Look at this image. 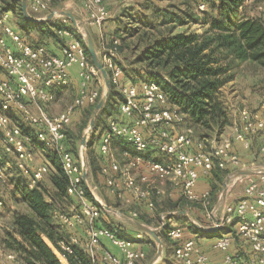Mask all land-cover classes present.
Wrapping results in <instances>:
<instances>
[{"label":"built area","instance_id":"2783aa9c","mask_svg":"<svg viewBox=\"0 0 264 264\" xmlns=\"http://www.w3.org/2000/svg\"><path fill=\"white\" fill-rule=\"evenodd\" d=\"M53 1L30 0L29 11L36 17H46L52 10ZM106 1L83 0L86 12L84 24L100 26L111 16ZM259 8L263 9L261 6ZM11 17L12 12L0 6V70L5 73V77L0 76V145L14 160H10L8 165L14 164L31 188L51 170L49 163L36 164L33 135L13 121V115H18L26 125L32 127L36 140L58 155L68 178L67 193L73 197V202L68 210L56 211V219L63 226L83 228L84 247L91 256L92 264H136L146 257V252L137 247L143 232L137 230L134 236L123 237L119 225H98L101 209L87 196V190L94 194L97 186L87 188L82 166L69 147L67 128L76 110L95 104L99 99V90L91 83L94 79L99 80L100 70L90 62L84 41L75 36L67 17L60 16L61 25L57 28V34L63 38L61 54L52 53L44 43L34 44L25 40L12 24ZM118 43L115 40L113 46H108L102 38L99 54L111 82L124 96L118 105L120 115L132 119L130 123H125L117 116H109L100 143V152L104 156L110 154L113 142L118 139H124L132 147V152L125 151V162L113 161L102 166L112 192L121 197L123 187L132 192L134 200L145 202L148 208L153 209L155 203L152 195L159 197L165 191L159 187L144 189L139 184L137 171L144 166L142 181H148L151 176L169 179L190 201L208 206L210 191L202 194L195 191L201 174L207 175L215 165L221 169L230 166L235 171L253 168L258 172L237 176V179L245 182L243 197L222 206L221 220L233 224L235 233L247 243V263L264 264V168L255 167L254 161H245L237 150L239 145L249 149L252 136H260L264 140V95L259 110L242 108L233 131L213 145L212 150H208L205 141L194 138L192 128L176 132L184 116L177 108L167 105V97L158 83H124L123 67L117 61ZM75 66L80 77L78 93L58 115L49 114L45 103L54 101L55 88L69 84L70 70ZM151 150L157 151L162 158L149 157L147 153ZM261 151L264 154V142ZM6 181L7 174L0 163V188ZM130 215L137 218L138 213L133 211ZM223 222L220 224L218 221L217 225L222 226ZM168 234L179 241L175 246V256L182 264H211L209 256L201 251L195 239L184 237L182 227H173ZM103 238L116 245L121 254L105 248ZM233 241V233L229 232L217 237L214 244L225 253L226 264H240V257L230 252ZM74 244L80 245V239L72 234L69 243H63L62 247L72 253L71 245ZM56 254L61 262L68 263L65 253L58 251ZM7 258V264H21L14 261L12 254Z\"/></svg>","mask_w":264,"mask_h":264},{"label":"trees","instance_id":"16d2710c","mask_svg":"<svg viewBox=\"0 0 264 264\" xmlns=\"http://www.w3.org/2000/svg\"><path fill=\"white\" fill-rule=\"evenodd\" d=\"M58 1H53L52 8L58 6ZM182 2L191 8L190 0ZM0 6L1 9L17 13L21 19L22 30L16 29L28 42H32L27 38L32 29L38 28L42 31L52 28V21L29 22L21 11V0H0ZM142 8L143 13H139L140 9H137L136 14L130 13L135 18L140 14L136 18L140 24L133 27L130 20L128 22L130 25L124 29L117 28L116 34L120 38L113 36V39L106 43L113 46L115 40L119 41L117 61L123 67L125 77L131 73L125 67L127 60H130L129 65H140L144 68L143 74L145 73L146 77L137 83L129 78L132 83L140 84L144 81L158 83L167 97V105L177 108L183 114L184 120L180 125L184 129L192 128L196 140L205 141L209 137H220L231 124L229 108L223 98L222 89L232 82L236 62L250 61L264 69V17L249 15L244 11V0H200L198 4L200 12L206 13L209 9L216 11L211 18L202 17L203 25L208 27L203 32L190 29L176 31L178 27H186L190 23L187 18L194 15L193 10L180 12L150 3L143 5ZM60 25L59 23L57 28ZM68 25L70 26L69 19ZM70 28L75 35H79L72 26ZM55 37L56 40L62 41L57 33ZM128 48L130 51L127 54L125 51ZM87 54L90 56L88 51ZM123 98L122 92L112 84V91L97 120L105 113H108V117L118 114L116 105ZM92 105L96 106V103ZM85 113L86 111L84 115ZM97 125L98 123L95 131ZM95 131L92 137L95 136ZM251 149L252 145L245 151L250 152ZM45 154L51 163L49 185L42 180L31 188L26 178L24 184L17 181L13 191L18 192L21 200L32 211L14 214L13 226L4 232L0 245L4 250L14 253L17 256L16 261L21 264H64L55 250L66 254L68 264H92L91 256L83 245H71L72 253H68L62 247L63 243H69L70 233L60 222H56L54 213L69 208L73 197L67 193L69 181L58 155L52 150H46ZM90 167L92 172L96 170L94 160L90 161ZM233 171V167L221 169L215 165L207 174L212 187L210 206L213 207L214 201L218 198L219 185ZM87 196L96 202L89 190ZM188 202L197 206L202 205L197 201ZM173 204L171 207H162L166 209L161 211L182 210L179 209V202ZM174 218L177 221L188 220L182 214H176ZM119 224L121 225L120 222ZM191 227H194L192 222ZM171 228L168 224L165 233L167 234ZM196 232L203 236L222 233L221 230L211 231L199 227L196 228Z\"/></svg>","mask_w":264,"mask_h":264},{"label":"rangeland","instance_id":"374dc122","mask_svg":"<svg viewBox=\"0 0 264 264\" xmlns=\"http://www.w3.org/2000/svg\"><path fill=\"white\" fill-rule=\"evenodd\" d=\"M182 1L183 0H107L106 6L108 7V9L110 11L111 16L103 22L102 27L100 28V31L103 32V34H104L103 37H104L105 43H108V41L110 42L113 39V36L118 37L119 35L116 34L118 32L117 28L120 29L123 27L122 29H124L125 26L130 25L128 23L130 20L132 21L131 25L133 27L140 24V22H138L139 19L138 20L136 19L139 17L140 14H138V16H136V18H135L130 13L134 12L136 14L138 11L137 9H140L139 11H141V12H139V13H143L142 12L143 10H141V9H143L142 8L143 5H146L147 3L155 4V5L163 7V8L166 7L168 9H171L174 11H180V12L185 11V10L190 12L191 10H193L192 12L194 13V15H191L190 17L187 18L190 20L189 21L190 23L186 27L185 26L184 27H178L176 29V31L183 30V29L184 30L190 29L191 31L203 32L208 26L203 25L202 17L205 16V17L211 18L212 14H216V11H214V10L212 11V9H209L208 12H206V13L200 12L198 10V4H199L200 0H190L191 8L189 6L187 7L186 4H183ZM21 3H22V0H21ZM244 3H245V8H244L245 10L244 11H246L249 15L264 17V0H244ZM57 5H56L57 6L56 9H64L66 11L73 13V14H74V12L77 14V11H74V8L77 7L76 5L82 6L83 0H59ZM260 6L263 7V9H260L259 8ZM20 8H21V6H20ZM52 9H55V8H52ZM15 14L17 17L15 26L20 31V30H22V27L20 25L21 19L17 16V13H15ZM59 19L60 18H57L54 21L51 20L53 23L52 28L42 30L43 33H41L42 32L41 29H38V28L32 29L31 34H27L28 35L27 38H29V40L32 41L30 43H34V44L44 43V44L48 45L50 43L55 42L54 41V40H56L55 35L57 33L56 29L60 23ZM68 19L70 20V26H72L74 28L73 22L71 21L70 18H68ZM80 26L83 29L84 36L89 35L88 30H90L93 33V35H95L97 37V39H99L98 38L99 27L97 25L96 26L80 25ZM78 37L84 41L83 37L80 34L78 35ZM118 38H120V37H118ZM84 44L86 46L85 41H84ZM87 51H88V49H87ZM129 51H130V49L128 48V49H126L125 53L128 54ZM88 58H89L91 63H94L91 55L88 56ZM129 63H130V60H127L125 67H127L131 72L129 75L126 74L127 78L135 80V83L142 81V79H144L143 77H146L145 73L143 74V72H145V70L143 71L144 68H141L140 65L132 66V65H129ZM136 71H139V72H136ZM233 73H234V78H233L232 82L227 84L222 89L223 98H224V100H225V102L229 108V114L231 117V124L229 125V127H227L225 129L224 133L220 137L213 136V137H209V138L205 139L208 150H212L213 145L218 143L223 136H227L233 131V127H234L235 123H238V121H239V112L242 108H247L250 110H259L260 106H261V102H262L263 95H264V69L261 66L255 64V63H252L250 61H248V62H236V65L233 68ZM94 83L97 84V85L95 84V86L98 87L97 89L99 90V93H100V96H99V99H100L101 96L104 94V91L106 88L105 81H104V78H103L101 73L99 75V80H94ZM112 84L113 83L111 82V85ZM72 99L73 98H70L67 101V103L69 104L70 102H72ZM99 99L97 100V102L99 101ZM97 102H96V104H97ZM62 106H64V105L62 104ZM94 108H95V106H93V105L90 106L86 110V113H85V115H83L82 119L75 120V121L73 120V123H71L69 125V127L67 128L69 147H70L71 151L73 148L72 152L74 153L78 163L81 164V166L83 164V160L84 159L86 160L87 169L89 167V161H88L89 160L88 159L89 154L93 155V158H95V159L98 156V154H96L97 152L95 151V141L93 140V137H92V134L95 131L96 124L98 122H101V121L103 123H106L107 118H108V113H105L102 115V118H99L100 120L96 119L95 126L93 127V130L88 137L87 143H86V145L83 146L81 144V141H82L83 135L88 131L90 118H91V115H92ZM98 116H97V118H98ZM15 117H16L17 121H19L18 123L24 128V131L33 135V152H34L35 157L37 159L36 164L38 165L40 163H43L44 161H48V163L51 165L49 159L47 158V156L45 154V151L46 150H52V149L50 147L38 142V140H36V138L34 137V132L32 130V127H30L28 124L26 125L22 121L20 116L16 115ZM251 138H252V149H251V151L248 152V151H245L246 149H244L242 147L239 148V146H241V145H239L237 147V148H239L238 151L244 160L245 159H251V161H254L255 167L264 168V154L261 151V146H262L264 140L260 136H252ZM10 160H12L14 162L13 158L4 152L1 145H0V163L3 164L5 171H6V174H7V181L2 186V188H0V197L3 200V204L0 205V239L2 238V235L4 234V232L6 230H9L13 226V217H14L15 213H17V212L31 213V211H32L29 208V206L24 201L21 200V198H20L21 196L18 194V192L14 193V191H13L15 185L17 184V181H20L21 184L22 183L24 184L25 177L19 172L18 169H16L14 164H11L12 166L8 165ZM245 161H248V160H245ZM258 168H256V169H258ZM240 169H238V170H240ZM249 169H253V168H249ZM101 173L104 174L103 172H101ZM49 175H50V172L43 179V182L47 186L49 185ZM105 178H106V175H105ZM115 178H116V182L119 183L120 181H119L118 177L116 176ZM230 178L231 177H229V179L225 180V182L227 184V190L229 189L230 182L232 181V179H230ZM162 179H165L167 184H165V181H162V183H160V185H157L155 187H159V188L163 189L165 191V194H163L159 197L152 195L155 206H157L156 202H155L156 199H159V198L165 199V200H163V201H165L163 203V207L173 206L174 204H172V202L169 199H175L173 201L175 203L179 202V209L182 208L184 210V214L188 220L177 221L173 217L174 215L171 217H168L167 215H165L166 214L165 213L164 215H162L163 219L161 217H157L154 219L153 223H151L154 226L153 225H149V226H153L155 228L161 227L163 225V222L165 221L164 230L161 231L160 233H161V236L163 237V239H165V240L171 239L174 242V255H175V246L179 243V241L173 240L168 234L169 231L167 232V234L165 233V230L167 229L168 224H170L172 228L173 227H182L184 229L185 233H188V232L196 233L197 227H199L201 229L212 230V231L213 230H221V232H222L221 235L223 233L225 234V233L231 232V233H233V237H234L235 242L242 243V245H244V246L246 245V247H247V243H245L244 240L242 238H240L235 233V229H234L233 224H230L227 222L224 223L221 220V209H222V206L225 204L226 197H225V200L223 201V203L219 206V208L216 209L218 201L222 197V193L224 191V187H225L224 182L219 185L220 192H219L218 198L216 199V201H214V206L212 207V206H210V204L208 206H205L203 204L201 206H197L194 203L193 204L189 203L188 202L189 199L185 196L184 192L180 188L173 186L172 182L169 179H166V178H162ZM236 183H237V185H235V187L238 188L239 191L241 189L243 190L245 182L240 181V179H237ZM97 184H98L97 188H94V186H96V185L92 184L93 188H94V194H92V193L91 194L94 197V199L96 200L95 203H97L101 209V217L97 220L98 225L107 226V227H111L112 225H119L122 227L121 236L130 237V235H128V233H127V228H129V227L133 228V227L130 226L129 224H127L123 220V218H121L116 212L104 209L102 207V203L107 204L110 207H112L113 209H116V210L120 211L121 213L126 214V215L131 217L129 212H124L126 210L129 211L128 210L129 207H128V209L126 207H124L121 210L116 207L115 198L113 197V194L116 196H118V194L115 192H112L111 187L106 182V179H105V183H102V182L99 183L97 181ZM139 184L142 186V184L140 182H139ZM144 189H146V188H144ZM121 192H122L121 198L124 197L125 193H131L132 194V192L130 190L124 189L123 187L121 188ZM210 198H211V195H210ZM190 202H194V201H190ZM235 202H237V201H235ZM155 206H154V208H155ZM68 209L69 208H67L66 210H68ZM164 209H166V208H163V209H162V207L159 208V212L156 211V215L158 216V214L161 213V210H164ZM103 210H104V212H103ZM183 210H181L180 212H183ZM177 212H179V211H177ZM54 219L56 220L57 223L59 222L56 219V217ZM191 220L194 222V223H192L194 227H191V222H192ZM218 221L220 222V224L223 222V225L222 226L217 225ZM119 222L121 223V225L119 224ZM188 222H190V223H188ZM105 223L107 225H105ZM147 235H150V234H147ZM221 235H219V236H221ZM150 236L153 237L152 235H150ZM161 236H160V238L162 240ZM192 237L195 239L196 242H198L199 246L203 242V235H201V234H197V236L193 235ZM153 239H154V237H153ZM84 240H85V234H84ZM157 248H158V243L154 239L152 242V253L150 256V258H151L150 260L153 259L154 254L157 251ZM55 252H58V251L55 250ZM172 252H173V250H172ZM10 254L15 256L14 261H16L17 256L14 253H10L9 251L4 250L2 248V246L0 245V263L1 264H7V262H8L7 257ZM236 254L240 257V261H241L242 257H243L242 253L236 252ZM144 259H148L147 255ZM246 260H247V258H246Z\"/></svg>","mask_w":264,"mask_h":264},{"label":"crops","instance_id":"0c3cea01","mask_svg":"<svg viewBox=\"0 0 264 264\" xmlns=\"http://www.w3.org/2000/svg\"><path fill=\"white\" fill-rule=\"evenodd\" d=\"M76 6L77 7L74 8V11H77V14L74 12L75 15L74 14L73 15L75 16V18L77 19V21L80 25L88 26L87 24H84V20H85L84 16H85L86 12L83 8V5L82 6L76 5ZM55 9H52V11ZM57 18H60V16H57L52 20L54 21ZM11 22L14 25V27L16 28V26H15L16 25V18H15L14 13H12ZM91 26H96V25H91ZM98 27H99V35H98L99 39H97V37L95 35H93V33L90 30H88V34L92 36L94 43H95L97 53L99 55L101 52V39L102 38L104 39V37H103L104 34H103V32L100 31V28L102 27V25H100ZM82 31H83V29H82ZM54 41L55 42L50 43L48 45L46 44V45L48 46L49 50L52 53L61 54V45L63 44V38H62V41L61 40L60 41L54 40ZM0 76L5 77V73L2 70H0ZM123 78H124L125 84L132 83V81L129 78H126L125 75H123ZM94 80H98V79H94ZM94 80L92 81L91 85L94 88H98L95 86L96 83H94ZM79 85H80V77L78 74V67L75 66V67L71 68V70H70V82H69V84L64 86V87L55 88L54 89V93H55L54 101H52L50 103H45V105H44L45 109L49 112V114L58 115L67 106V104H68L67 101L70 98L74 99V97L78 93ZM62 104L64 106H62ZM118 105H119V103L116 105L118 114H116L114 116H117L120 119V121H122V122L130 123L132 121V119H130L129 117H125V116L120 115ZM89 107H90V105H86L84 107H80L79 109H77L74 116H73V120L75 121V120L82 119L84 112ZM73 120L71 123H73ZM13 121L17 122V123L19 122V121H17L15 115H13ZM106 127H107V122L106 123H103L102 121L98 122L96 131H95V136H93V140L95 141V151L97 152L96 154H98V156L96 155L97 157L95 159V158H93V155L89 154L90 158L88 157L89 167L87 169V179H86V181H84L87 188H90V186H93L92 184H94L98 187L97 181L99 183H101V182L105 183V179H106L105 174L101 173L103 165H107L113 161L125 162L127 160V158L125 156V151L129 150L132 152V147L130 146V144L127 141H125L124 139H118V140L113 142L110 154L104 156L100 152V143L102 140L103 133L106 130ZM140 129L142 131L146 132L145 128L141 127ZM175 130H176V132H182L184 130V127L181 125H178V127ZM147 155L149 157H151L152 159L162 158V156L157 151H154V150H151L150 152H148ZM91 160H94V167L96 169L94 172H92V169L90 167V161ZM44 162L48 163V161H44ZM83 164H84V160H83ZM83 164H82V171H83ZM144 172H145L144 166L141 167L137 171V179L142 184L143 188H152V187H155L157 185H160V183H162V181H165V179H162L159 176H152L149 178L148 181L144 182L141 180V175ZM236 172H237V170L233 171L232 173H230L226 177V179H229V177H231L230 179H232V181L230 182L229 189L227 190L225 204L238 201L240 198L243 197V190L241 189L239 191L238 188L235 187V185H237V183H236L237 175L235 174ZM224 183H225V181H224ZM165 184H167L166 181H165ZM208 190L209 191L212 190L211 180L207 175L201 174L198 181H197V184L195 186V191L199 194H202ZM113 197L115 198L116 207L118 209L121 210L124 207H126L128 209V207H129V209H128L129 211L126 210V212H129V214H131L133 211H136L138 213V216L135 219H138L139 221L146 223V224H148L147 222L153 223L154 219L157 217L162 218V215H164L165 213L166 214L172 213V216L177 214V213L185 215L184 210L182 209L183 212H180V211L179 212H177V211L163 212V211H161V213H159L157 216L156 211L159 212V208L163 207V203L165 202V201H163V200H165L164 198L156 199L155 202H156L157 206H155L154 209H150L147 207L145 202H139V201L134 200L131 193H125L124 197H122V198L118 197L114 194H113ZM169 200L172 202V204L175 203L173 201L175 199H169ZM221 214H222V211H221ZM192 223H194V222L192 221ZM148 225H153V224H148ZM153 226H151V227H153ZM63 227L68 229L70 235H72V234L76 235L80 239L81 246L82 245L84 246L85 240H84L83 228H81V227L69 228L66 226H63ZM204 230H206V229H204ZM136 231L137 230L134 228H131V227L127 228V233H128V235H130V237L134 236ZM213 231H218V230H213ZM143 234H144L143 238L138 242L137 247L143 249L146 252L148 259L139 260V261H137L136 264H149L154 259L155 255L157 254V251H158V248H157V251L154 254L153 259L150 260L151 259L150 256L152 253V242L154 239H153V237H151L150 235H147L146 233H143ZM197 234H198L197 232L196 233L188 232V233H185L184 237L185 238H191L193 235L197 236ZM159 235L161 236V233H159ZM217 237H219L218 234H214V235H210V236H203V242L204 243L201 241L202 243L200 246H199L198 242H197V244L200 247L201 251L209 256L211 264H226L224 262L225 253L223 251L217 249L214 246ZM162 241H163L162 254L153 262V264H182V262L180 260H178L174 255V242L171 239L165 240V239H163V237H162ZM102 243H103V246L105 248L113 251L114 253H116L118 255L121 254L119 248L116 245H114L111 241H109L107 238H103ZM172 250H173V252H172ZM230 251L232 253H236V252L242 253L243 257H242V260L240 261V264H248L247 260H246L248 254H249L248 245L246 247V245L244 246V245H242V243H237V242L233 241V243L230 247Z\"/></svg>","mask_w":264,"mask_h":264},{"label":"water","instance_id":"95a60500","mask_svg":"<svg viewBox=\"0 0 264 264\" xmlns=\"http://www.w3.org/2000/svg\"><path fill=\"white\" fill-rule=\"evenodd\" d=\"M29 1L30 0H22L21 3V11L23 13V15L25 16V18L31 22V23H40V22H48L51 21L52 19H54L57 16H65L71 19V21L74 24V28L81 34V36L83 37L86 46L88 48V51L92 57V60L94 62V64L96 65V67L100 70L104 81H105V91L104 94L101 96V98L99 99V101L97 102L91 118H90V123H89V127H88V131L83 135L81 144L84 146L87 143L88 137L90 135V133L93 130V127L95 126V121L97 119V116L99 115L100 111L104 108L108 97L112 91V85H111V80H110V75L109 72L106 70V68L104 67L98 53L95 47V43L93 41V38L91 35H87L84 36V33L82 31V28L80 26V24L78 23V21L76 20L75 16L73 15V13L66 11L64 9H55L53 11H51L46 17L40 18V17H35L33 16L30 11H29ZM85 153V152H84ZM264 171V169H262ZM258 171L252 170V169H240L238 170L235 174L238 175H244V174H252V173H257ZM83 178L84 181H86L87 179V167H86V160L84 159V164H83ZM225 187H224V191L222 193V197L219 199L218 204L216 209L219 208V206L223 203V201L225 200L226 197V193H227V184L225 182ZM102 207L106 210L109 211H114L116 212L121 218H123V220L129 224L130 226H132L134 229L146 233V234H150L154 237V239L157 241L158 243V251L157 254L155 255L154 259L149 263V264H153V262L162 254V249H163V241L161 240L159 233L161 231L164 230V226H165V221L163 222V225L161 227H151L146 223H143L141 221H139L138 219H135L133 217H130L126 214L121 213L120 211L113 209L112 207H110L107 204H103L102 203ZM168 217L172 216V213H168L166 214ZM163 219V218H162Z\"/></svg>","mask_w":264,"mask_h":264},{"label":"bare ground","instance_id":"6f19581e","mask_svg":"<svg viewBox=\"0 0 264 264\" xmlns=\"http://www.w3.org/2000/svg\"><path fill=\"white\" fill-rule=\"evenodd\" d=\"M51 11H52V10H51ZM51 11H50V12H51ZM50 12H49V13H50ZM47 15H48V14H47ZM47 15H46V16H47ZM33 16H34V15H33ZM35 17H36V16H35ZM67 18H68V17H67ZM75 36H77V35H75ZM77 37H78V36H77ZM93 41H94V40H93ZM85 47H86V46H85ZM86 49H88V48L86 47ZM87 55H88V54H87ZM93 64H94V63H93ZM94 65H95V64H94ZM95 66H96V65H95ZM106 70H107V69H106Z\"/></svg>","mask_w":264,"mask_h":264}]
</instances>
